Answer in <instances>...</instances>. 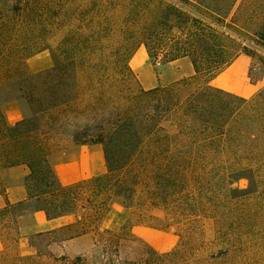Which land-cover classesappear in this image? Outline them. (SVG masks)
Listing matches in <instances>:
<instances>
[{"label": "trees", "instance_id": "obj_1", "mask_svg": "<svg viewBox=\"0 0 264 264\" xmlns=\"http://www.w3.org/2000/svg\"><path fill=\"white\" fill-rule=\"evenodd\" d=\"M238 1L88 0L89 34L67 31L52 45L72 0H0V173L28 169L17 202L0 178V226L39 210L47 219L72 213L71 237L80 236L98 230L118 200L140 221L176 225L178 242L165 255L130 259L118 249L127 227L107 231L106 264H264V88L244 98L211 84L241 53L255 60L252 82L253 70L264 72V53L239 33L263 27L243 26L249 2ZM140 45L155 61L190 58L193 73L144 89L129 64ZM46 49L52 65L31 71L27 59ZM13 101L23 116L9 123L5 105ZM66 132L71 145L102 146L103 173L59 182L50 159L68 148L54 145Z\"/></svg>", "mask_w": 264, "mask_h": 264}, {"label": "rangeland", "instance_id": "obj_2", "mask_svg": "<svg viewBox=\"0 0 264 264\" xmlns=\"http://www.w3.org/2000/svg\"><path fill=\"white\" fill-rule=\"evenodd\" d=\"M245 1L249 2L248 11L246 14L242 13L240 15L243 19L247 18L248 15L247 19L249 20V24H244L243 26H248L246 28L263 27V29L258 35L253 34L249 30L239 31V33L242 38L248 40L247 42L250 47L256 46L257 53L263 54L264 0H239L238 3H243ZM68 6L71 11L70 22L68 25H64L61 22V17H59V21L55 25L53 34L50 37L53 38L52 45H55L61 38H65L67 31H69L71 38L74 36L86 37L87 34H89V31L85 27L84 14L85 11L93 6L90 7L88 0H72ZM108 11H110V15L115 19L120 15L115 8H109ZM99 35L103 36L102 38H110L109 35L102 32H100ZM112 38H119V36L115 34ZM141 51L142 54L139 53ZM240 55H246L249 58V68L255 63V60L249 55L244 53ZM135 59L139 61L137 65L133 63ZM178 60L173 62L167 60L155 61L149 56L144 45H140L131 55L129 64L137 75L140 85L144 89H147L146 87L149 84L161 86L182 76L188 77L193 73L190 58ZM27 64L29 69L33 72L50 67L52 65L50 50H42L30 56L27 59ZM252 73L254 77L259 78L252 82L247 74L249 80L251 83L257 84L258 87L255 93L248 98L254 97L264 88V72L261 76H259L257 70H253ZM211 84L216 86V81H211ZM223 84L227 85L224 81ZM246 93L247 92H242V94ZM10 106L11 105H7L6 114H8V118L13 121L15 120V115H13ZM16 106H18V104ZM20 114L22 117L23 113L21 110ZM79 121L83 122L85 120L81 118ZM54 141V145L58 148H67L71 146V140L67 132L63 133ZM98 146L99 153L103 156L102 146L99 144ZM61 152L62 151L57 152L56 155ZM92 155L95 157V152H93ZM235 185L244 187L245 181H240ZM2 187L5 188L4 186ZM3 204L4 196L0 193V207ZM17 210L22 209L20 208ZM151 214L157 217L163 216L161 210H154ZM31 221L32 214L27 213L26 215L18 217L16 222L5 225L4 227L0 226V264H76L77 262L78 264H106V255L103 253L102 237L100 238V235L107 231H120L121 228L125 226L130 232V236L122 238L121 240L118 248L121 257L130 259L137 258L148 250H153L159 254L165 255L172 251L178 242V230L176 225H170L166 228L158 226V222L155 219L146 218V220L140 221L139 217L133 215L131 210L124 209L118 200H113L111 202L110 209L102 218L98 230L89 232L88 236L81 239L75 238L77 236L71 237V235L77 231V228L72 225L42 233L41 236H37L36 234L38 233L28 234V244L26 245L24 243V234L21 233L20 227L30 224ZM206 228L207 237L209 238L211 236V228L208 227V222H206ZM96 239H98V245L95 246L94 242ZM21 240L22 243L20 242Z\"/></svg>", "mask_w": 264, "mask_h": 264}, {"label": "crops", "instance_id": "obj_3", "mask_svg": "<svg viewBox=\"0 0 264 264\" xmlns=\"http://www.w3.org/2000/svg\"><path fill=\"white\" fill-rule=\"evenodd\" d=\"M142 54V51L139 52ZM181 60V59H179ZM178 60V61H179ZM139 61L134 60V65ZM250 60L246 55H239L228 65L215 79L216 86L226 91L235 93L239 96L248 98L257 90V84L251 83L248 77ZM221 75V78H220ZM212 80V81H213ZM223 81L227 85L223 84ZM155 87V84H149L146 88ZM242 92H247L242 94ZM11 105V111L15 115V120H10L6 114L9 123H15L20 120L21 114L15 102H9L5 105ZM96 156L93 157L92 153ZM51 165L54 169L57 179L62 185H69L87 179L91 176L101 174L105 171L104 157L99 153L98 144L93 145H71L59 154L51 157ZM28 174V169L24 165L14 166L3 169L0 173L1 184L5 187L6 198L10 202H17L25 199L26 190L24 187V178ZM126 209V208H124ZM75 214H66L54 219H47L43 211H35L32 214L30 224L21 226V233L24 234V243L28 244V234L45 233L55 229L72 226L76 220ZM88 233L75 238H84ZM22 243V240L20 241Z\"/></svg>", "mask_w": 264, "mask_h": 264}]
</instances>
